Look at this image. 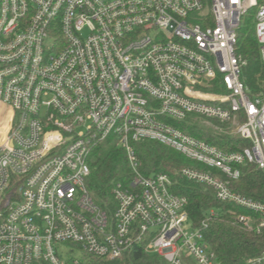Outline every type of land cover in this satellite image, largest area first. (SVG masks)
I'll return each mask as SVG.
<instances>
[{"label": "built area", "instance_id": "1", "mask_svg": "<svg viewBox=\"0 0 264 264\" xmlns=\"http://www.w3.org/2000/svg\"><path fill=\"white\" fill-rule=\"evenodd\" d=\"M251 9L264 64L256 0H0V264H85L136 246L165 264H218L169 177L140 173L135 145L145 141L195 163L183 179L264 227V203L229 186L245 164L264 172V81L250 93L237 51ZM187 120L249 146L224 151L172 124ZM103 143L124 153L130 174L113 183L109 212L86 188L87 159ZM260 263L264 253L247 262Z\"/></svg>", "mask_w": 264, "mask_h": 264}, {"label": "trees", "instance_id": "2", "mask_svg": "<svg viewBox=\"0 0 264 264\" xmlns=\"http://www.w3.org/2000/svg\"><path fill=\"white\" fill-rule=\"evenodd\" d=\"M257 6L264 5V0H256ZM255 9H251L241 20L237 30V51L246 60L241 71V81L251 94L260 90L264 81V64L258 55L254 35ZM211 92H222L210 89ZM185 123H172L182 131L201 138L224 150L240 152L249 146L247 141L237 138H225L213 135L202 128ZM135 154L140 163L139 171L144 177L163 173L171 181L173 194L186 199V211L193 229H198L211 250L218 264H247L264 253V227L256 232L261 215L252 214L230 203H222L215 199L211 189L183 179L180 170L184 167H197L173 150L153 141H145L135 145ZM90 169L86 180V188L102 210H112L111 189L113 183L124 182L130 177L124 153L109 143L95 146L87 159ZM240 176L230 181V189L246 198L264 203V172L254 164L239 167ZM213 215L210 216L209 212ZM239 215H250L254 219L252 228H246L237 220ZM85 264H165L156 255L144 252L136 246L116 259L84 256ZM190 264V263H189ZM264 264V263H260Z\"/></svg>", "mask_w": 264, "mask_h": 264}, {"label": "rangeland", "instance_id": "3", "mask_svg": "<svg viewBox=\"0 0 264 264\" xmlns=\"http://www.w3.org/2000/svg\"><path fill=\"white\" fill-rule=\"evenodd\" d=\"M243 20V19H242ZM200 124L201 123H199L198 124V126H200ZM205 125V126H204ZM202 126H204L205 128H206V126H208V125H206V124H202ZM57 247H60V248H63V251H64V254H63V256H64V258L66 259V258H68V256H75V257H78V255H79V252L77 251V250H74L73 252H71V254H68L69 253V251H70V249L68 248V246H65V245H59V246H57Z\"/></svg>", "mask_w": 264, "mask_h": 264}]
</instances>
